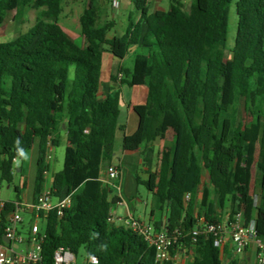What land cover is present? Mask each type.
Wrapping results in <instances>:
<instances>
[{
    "label": "trees",
    "instance_id": "1",
    "mask_svg": "<svg viewBox=\"0 0 264 264\" xmlns=\"http://www.w3.org/2000/svg\"><path fill=\"white\" fill-rule=\"evenodd\" d=\"M233 1L191 0L184 10L182 0H170L168 11L149 12L147 0H131L140 20L130 22L120 37L108 38L114 22H100L98 3L89 0L78 19L82 42L77 43L59 24L64 0H0V24L7 11L15 12L14 36L0 43L1 181L11 184L13 159H23L37 142L38 196L48 169L43 163L48 141L56 147L61 133L68 140L52 189L55 198L69 196L70 206L60 216L56 210L39 214L40 260L32 264H54L58 248L74 256L82 250L97 264H155L152 246L130 229L107 223L118 200L99 180L114 156L120 112L119 91L98 96L102 53L123 59L139 44L142 51L131 68L117 71L123 76L120 84L147 89L145 103L133 107L137 128L123 137L121 148L136 152L143 147L139 156L148 178L136 175V182L153 195L150 214L166 218L164 226L150 224L155 231L183 234L200 217L218 224L225 214L230 219L241 214L255 222L257 239L264 243V0H235L236 31L228 50ZM26 8L36 16L21 32ZM248 115L252 118L246 122ZM170 120V153L151 172L152 143L165 139ZM253 170L259 185L256 203ZM203 171L210 188L202 187L197 203ZM3 228L1 221L0 245L5 246ZM214 240L199 234L195 243L184 237L177 245L192 249L191 264H223Z\"/></svg>",
    "mask_w": 264,
    "mask_h": 264
},
{
    "label": "crops",
    "instance_id": "2",
    "mask_svg": "<svg viewBox=\"0 0 264 264\" xmlns=\"http://www.w3.org/2000/svg\"><path fill=\"white\" fill-rule=\"evenodd\" d=\"M162 1L163 0H147V8L149 12H153L155 10L168 11L169 3H168L167 9H163ZM80 2L84 6L83 8L84 10L87 7L89 0H64L63 10H62V13L59 19V24L63 27L64 31L67 29V26L70 25L72 21H74V19L70 18V16H71L72 11L73 10L75 11V8L79 5ZM190 2L191 0H182V3L184 5V10H188ZM103 4L104 3L101 1L98 3L99 9L100 7L103 6ZM111 4H112L111 14L113 15V22H114L113 29H114L117 26L116 20L119 18L120 16L119 14L121 10H119L120 4L117 3L115 0L111 2ZM132 6L133 5L131 3V0H126L125 3L122 5L123 11L128 12V16L126 18V22H124L121 26V31H120L121 35H123V33L125 32L130 22L135 24L140 20V12L137 11L135 8L133 12L131 10ZM14 14H15L14 11H7L5 13L3 22L0 24V43L9 42L12 40L14 36V28H15V25L13 22ZM35 16H36L35 10H33L32 8H26L21 24L19 25V28H18L19 31L21 32L27 31L33 25ZM78 19L79 17L76 20L75 28L79 29ZM144 32H145V24L142 23V35L144 34ZM121 35L118 36L116 35V33H114L113 36L120 37ZM68 36L71 38L70 35ZM80 42H82V39H80ZM131 49L133 51V58H134V56L138 52L142 51V46L140 44L136 46H131L129 48V51ZM127 58H128V53L125 55L123 59H117L113 57L107 50H105L102 53L101 68H100V88H99V95H98L99 98L104 99L109 94H111L113 91L120 92V104H119L120 112H119V117H118L119 129L116 131V134L114 137V156L109 165L103 166L102 170L100 171V175H99V180L105 179L106 169L109 166L117 167L119 175H118V178L112 182L113 185L111 187L112 196L116 197L118 200L117 202L112 204L110 208V211L115 217V221L111 224V226H114V227H123L122 220L128 216H132L133 218H135L134 209L133 207L130 206V200H132L135 197V194L137 193L136 185H138L136 182V175L133 174V171L138 168L139 173L137 176L142 181L148 178V175H147L148 168L146 166H143L142 158L139 156L140 152L143 150V147H141L136 152H125V151H122V148H121L123 137L133 134L137 128L138 118L133 111V107L144 104L146 100V96H147V89L143 85L129 87L126 84H120V80L123 78V76L120 73L117 74L118 69L119 68L130 69L132 66L133 58L130 62V65H126ZM112 77H115V79L112 80ZM126 87L129 90V95L127 97L128 101L126 100V94H127ZM120 117L122 118L121 121H120ZM171 121L172 120L168 122L165 139L162 141H157L155 143H152L154 155H153V162L151 166V172H157V165H158V160L160 159V157L162 155H168L170 153V149H171L170 145L172 143L173 134H174L173 131H172V134H170L169 132ZM64 123L62 124V129H64ZM59 143H64L65 147L68 144V140L65 136V133L60 134ZM54 148L55 147L52 146L51 142L48 141L45 153L50 154V160L48 162V172H49L48 175L51 178H53L55 174V173L53 174L50 172V164H51L52 153L54 151ZM29 153H31V156L28 161L29 163L27 166L24 167L23 166L24 158ZM26 155L23 157V159L15 158V161L13 162L14 173H13L12 182H13L14 177L17 176L19 178V183L18 185L13 187L14 198L9 199V198H3L1 196L4 201H8V202L19 201L23 204H31L37 198V196L34 193V178H35V170H36V164H37V158H38L37 142L34 145V147ZM18 162H20L19 165L17 164ZM11 184H8V185H11ZM202 187H207L208 189L210 188L209 175L206 171H203V182H202V185H200L198 189V193L196 195L197 203H199L201 199ZM16 189L17 191H15ZM210 198L212 197L210 196ZM54 202H55V199H54ZM121 204H124L126 206L125 215L122 218L117 216V206ZM152 210H153V206L151 207L150 212ZM21 215L23 217V220H24L25 215H28L31 217V219H33V215L27 211L23 212ZM135 219L140 220L139 218H135ZM165 220H166L165 214L155 212L153 215L150 214L147 221H143V222L151 223L152 221L154 222L160 221L161 225L164 226ZM37 221H38V226H39V220ZM240 224L246 228L250 226L255 227V222L253 220L246 221L243 218H241ZM28 230H29V227H28ZM4 247H6L7 249L12 248V252L8 250V255L24 254V247L23 249H21L20 246H16L12 243L8 245L5 244ZM229 252H230V249L227 246L226 251H225L226 253L225 263H229L230 261L235 260L237 261L238 264H255L256 249H255L254 244H250L241 255L236 256L234 258L230 256ZM192 260H193L192 249H189V251H187L185 254H180L177 256L178 264H191ZM14 264H25V263L20 261Z\"/></svg>",
    "mask_w": 264,
    "mask_h": 264
},
{
    "label": "built area",
    "instance_id": "3",
    "mask_svg": "<svg viewBox=\"0 0 264 264\" xmlns=\"http://www.w3.org/2000/svg\"><path fill=\"white\" fill-rule=\"evenodd\" d=\"M50 154L45 153L43 163L48 167ZM15 158L13 159V162ZM48 169L43 172L44 184L43 188L38 194L36 200L31 204H23L19 201L8 202L4 201L1 197V188L3 182L0 179V222L4 221L3 239H8L9 244L16 246L23 245L24 254L8 255V250L12 252V248L7 249L0 245V264H14L17 262H24L25 264H32L40 260V239L38 237L39 226L38 216L40 213H47L51 210H56L57 215L62 214V210L70 206V197L64 196L62 198H55L53 196L52 183L53 178L49 177ZM118 170L116 166H109L106 169V178L100 180L108 187H112V182L118 178ZM55 199V202H54ZM189 200V195L184 196V201ZM29 212L33 215V219L29 224L28 236L24 238L19 232L20 225L23 222L22 213ZM241 214L235 215L232 219L227 214L224 215L221 223L211 224L200 217L197 224L185 233L178 230L168 232L162 228L155 231L150 223L140 221L128 216L122 220L123 226L130 229L135 234L139 235L148 246L155 249V264H171L177 263V256L185 254L189 249H181L178 247L177 242L180 238L189 237L191 244L196 242L199 234H209L214 240V245L219 250L221 261H226V248L230 249V256L232 258L241 255L244 250L250 245L254 244L256 249L255 264H264V243H261L256 236L254 226L248 228L240 224ZM115 217L112 212H109L107 223L112 224ZM174 252L173 255L171 252ZM54 264H74L75 256L69 252L58 248L53 254ZM96 257H89L85 259V264H97ZM227 264V263H225Z\"/></svg>",
    "mask_w": 264,
    "mask_h": 264
},
{
    "label": "rangeland",
    "instance_id": "4",
    "mask_svg": "<svg viewBox=\"0 0 264 264\" xmlns=\"http://www.w3.org/2000/svg\"><path fill=\"white\" fill-rule=\"evenodd\" d=\"M103 2V6L100 7V22H109L113 21V15L111 14V7L114 0H96L97 3ZM117 3L120 4V16L116 20V28L113 30L109 31L107 33V37H113L114 33L116 35H121V26L124 22H126V18L128 16V12L123 11L122 5L125 3L126 0H115ZM234 2L233 1L231 7H230V14H229V28H228V35H227V42H226V48L229 50L233 47L234 43V38H235V31H236V14H235V7H234ZM169 0H163L162 1V7L163 9H167L168 7ZM116 6V5H115ZM84 6L80 2L79 5L75 8V11L73 10L71 13L70 18L74 19V21H70L71 24L67 26V29L65 30L68 35L71 36L72 39H74L77 43H80V33L79 29L75 28L76 25V20L82 13ZM131 10L134 12V7H131ZM133 58V51L132 49L128 52V58L126 60V65H130V62ZM126 100L128 99L129 95V90L126 87ZM128 101V100H127ZM251 116L248 115L246 118V122H249L251 120ZM122 118L120 117V121ZM172 131L174 132V123L173 121L170 122V134H172ZM119 134V133H117ZM169 135V134H168ZM64 150H65V144L64 143H59L55 148L52 153V159H51V164H50V172L51 173H57L59 172L62 167H63V159H64ZM31 156V153L26 155L24 158V164L23 166L28 165L29 158ZM18 165L20 162L17 163ZM139 170L138 168L133 171L134 175H138ZM256 175L253 170V183H252V195L254 197L255 203L257 202V194L259 191V185L258 182L256 181ZM19 183V178L17 176L14 177L13 182L11 185H8L6 183L2 184L1 188V196L3 198H9L13 199L14 198V192H13V187L18 185ZM137 187V193L135 194V197L130 200V206L133 207L134 209V216L135 218H139L141 221H147L149 216H150V209L154 205V200H153V195L146 190V188L143 185H136ZM125 209L126 206L124 204L118 205L117 206V216L118 217H123L125 215ZM158 213V212H157ZM31 222V217L28 215L24 216V220L20 226L19 232L21 235L26 238L28 236V227ZM39 226L43 227V224L39 222ZM125 228V226H123ZM22 230V231H20ZM21 249H23V245L20 246ZM74 264H85V256L84 252L82 250L78 251V254L75 256V263ZM225 264V262H224Z\"/></svg>",
    "mask_w": 264,
    "mask_h": 264
},
{
    "label": "water",
    "instance_id": "5",
    "mask_svg": "<svg viewBox=\"0 0 264 264\" xmlns=\"http://www.w3.org/2000/svg\"><path fill=\"white\" fill-rule=\"evenodd\" d=\"M3 242H4L5 244H9V243H10V241H9L8 239H3Z\"/></svg>",
    "mask_w": 264,
    "mask_h": 264
},
{
    "label": "clouds",
    "instance_id": "6",
    "mask_svg": "<svg viewBox=\"0 0 264 264\" xmlns=\"http://www.w3.org/2000/svg\"><path fill=\"white\" fill-rule=\"evenodd\" d=\"M23 155V153H21Z\"/></svg>",
    "mask_w": 264,
    "mask_h": 264
}]
</instances>
